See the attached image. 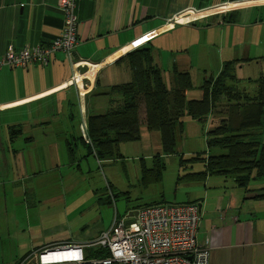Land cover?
Here are the masks:
<instances>
[{"label":"crops","instance_id":"0c3cea01","mask_svg":"<svg viewBox=\"0 0 264 264\" xmlns=\"http://www.w3.org/2000/svg\"><path fill=\"white\" fill-rule=\"evenodd\" d=\"M57 1L0 0V54L58 36L63 14ZM75 13L73 61L94 69L73 66L62 52L47 65L0 69V264H18L31 251L74 242L65 235L29 234L55 230L43 226L45 208L61 207L60 191L69 193L77 181L89 191L81 160L90 151L78 150V143L91 140L79 125L118 104L120 97L106 92L130 80L120 57L150 47L171 84L173 69L188 72L193 82L204 61L211 62L214 76L227 63L233 71L250 68L254 79L264 76V0H76ZM74 73L77 83L70 82ZM11 125L18 132L13 140ZM143 134L160 148L155 132ZM12 163L19 167L15 172ZM208 178L215 179L207 182L205 193H211L185 202L200 204L197 238L209 246V264H264V177L252 179L246 191L231 179Z\"/></svg>","mask_w":264,"mask_h":264},{"label":"trees","instance_id":"16d2710c","mask_svg":"<svg viewBox=\"0 0 264 264\" xmlns=\"http://www.w3.org/2000/svg\"><path fill=\"white\" fill-rule=\"evenodd\" d=\"M119 60L128 66L131 77L129 81L111 85L106 92L120 97L118 104L87 119L91 140L88 146L97 160L116 159L118 145L139 140L142 127L159 136L161 151L157 157L171 154L181 132L183 114L203 122L208 117L212 122L214 111L224 102L227 116L206 132L207 155L192 157L187 160L190 163L181 160L184 167L191 168L196 161L203 164L201 170L187 172L185 178L191 183H201L210 176H221L246 191L252 179L264 177V141L260 138L264 129V76L251 80L255 83L254 91L239 88L233 64L227 63L218 75L204 79L200 98H189L193 88L190 74L173 69L174 80L168 88L150 47L132 50ZM140 102L144 104V125L139 121ZM213 149L219 152L211 154ZM163 168L164 163L158 158L151 168L143 165L141 171L146 180L154 182L160 180ZM153 204L159 203L147 205ZM93 251L96 256L104 252Z\"/></svg>","mask_w":264,"mask_h":264},{"label":"rangeland","instance_id":"374dc122","mask_svg":"<svg viewBox=\"0 0 264 264\" xmlns=\"http://www.w3.org/2000/svg\"><path fill=\"white\" fill-rule=\"evenodd\" d=\"M205 67H199V71L194 73L193 88L189 91V98H200L201 85L204 79H210L214 76L212 64L210 61H204ZM169 70L170 68L166 66ZM215 70V69H214ZM250 68L236 69L235 84L239 88H245L254 91L255 84L251 83L254 79ZM167 72V71H166ZM164 80L168 88L171 87L170 76L165 73ZM227 106L224 102L214 111L210 118L200 121L185 113L180 117L181 132L176 138V145L171 154H165L157 157L156 154L161 151V147L154 143L152 139L144 136L137 141L123 142L118 145L119 156L116 159L94 160L92 152L86 155L87 159L81 160V167L85 174L87 173L86 183L90 185L89 191L85 188V182L75 183L73 190L69 193L60 191L58 198L61 207L54 211H46L47 219L44 220V228H54V231H40L33 229L29 234L40 238L50 236H68L74 242L90 241L94 239L99 232L107 230L115 218L126 217L131 209L141 207L144 204L162 203V202H185L190 200L191 195L197 197L207 196L205 193L214 178H206L201 183H191L185 178V174L191 171H199L203 164L196 161L192 167L181 166V160L190 163L187 160L196 156H206L208 153L206 132L209 128L215 126L221 118L227 116ZM139 121L141 125L145 122V110L143 102H140ZM16 126H9V136L11 140L18 133ZM145 133V130H142ZM2 132L1 134H3ZM260 138L264 141V129L261 130ZM90 150V147L84 142L78 143V150ZM218 149H213L210 153H217ZM96 158V157H95ZM161 159L164 168L159 181H148L145 179L141 167L144 165L151 168L153 160ZM17 167L11 164V170L15 172ZM178 176H183L178 179ZM210 179V180H208ZM210 181V185L207 183ZM207 184V185H206ZM206 185V187H205ZM209 185V186H208ZM86 190V191H84ZM66 199V204H64ZM46 205H44L45 207ZM50 212V213H49ZM54 216V217H53ZM130 218H126L129 221ZM75 238V239H74ZM72 240V241H73ZM12 246V244H11ZM17 244H13V248ZM93 247L91 250L86 248L88 257H94Z\"/></svg>","mask_w":264,"mask_h":264},{"label":"built area","instance_id":"2783aa9c","mask_svg":"<svg viewBox=\"0 0 264 264\" xmlns=\"http://www.w3.org/2000/svg\"><path fill=\"white\" fill-rule=\"evenodd\" d=\"M76 0H58L63 14V26L58 36L47 44L26 45L19 50L9 46L0 54V69L25 68L33 63L47 65L55 52H62L73 66L95 65L73 61L78 44ZM76 73L70 82H78ZM85 135L87 123L80 122ZM133 216L115 218L111 226L96 238L70 242L31 251L18 264H209V246L198 241L197 230L201 219L198 202L159 203L142 206ZM126 218H130L126 221ZM101 249L94 257L85 249Z\"/></svg>","mask_w":264,"mask_h":264},{"label":"water","instance_id":"95a60500","mask_svg":"<svg viewBox=\"0 0 264 264\" xmlns=\"http://www.w3.org/2000/svg\"><path fill=\"white\" fill-rule=\"evenodd\" d=\"M136 213H137V210H135V211H131V212H129L128 214H129V216L131 217V216L135 215Z\"/></svg>","mask_w":264,"mask_h":264},{"label":"bare ground","instance_id":"6f19581e","mask_svg":"<svg viewBox=\"0 0 264 264\" xmlns=\"http://www.w3.org/2000/svg\"><path fill=\"white\" fill-rule=\"evenodd\" d=\"M93 69H94V68H93ZM92 71H93V70H92ZM91 73H92V72H91ZM91 73H90V74H91ZM90 74H89V75H90Z\"/></svg>","mask_w":264,"mask_h":264}]
</instances>
